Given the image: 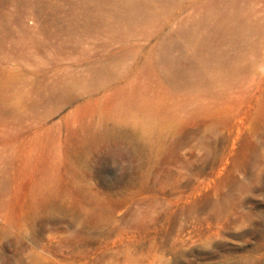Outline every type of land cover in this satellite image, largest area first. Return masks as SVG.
<instances>
[{"label":"rangeland","instance_id":"1","mask_svg":"<svg viewBox=\"0 0 264 264\" xmlns=\"http://www.w3.org/2000/svg\"><path fill=\"white\" fill-rule=\"evenodd\" d=\"M0 264H264V0H0Z\"/></svg>","mask_w":264,"mask_h":264}]
</instances>
